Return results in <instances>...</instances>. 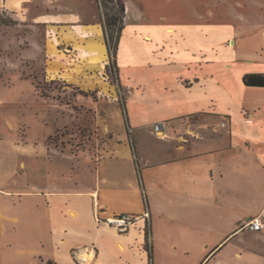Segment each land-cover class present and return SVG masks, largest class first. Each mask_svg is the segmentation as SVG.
I'll list each match as a JSON object with an SVG mask.
<instances>
[{"label": "crops", "instance_id": "obj_1", "mask_svg": "<svg viewBox=\"0 0 264 264\" xmlns=\"http://www.w3.org/2000/svg\"><path fill=\"white\" fill-rule=\"evenodd\" d=\"M126 5L128 124L98 102L84 148L48 147L64 171L23 192L45 213L35 230L50 251L35 257L264 264V229L245 227L264 224V88L243 82L264 74V0H142L134 14ZM7 184L0 196L13 197ZM121 214L147 218L128 234L98 222Z\"/></svg>", "mask_w": 264, "mask_h": 264}, {"label": "rangeland", "instance_id": "obj_2", "mask_svg": "<svg viewBox=\"0 0 264 264\" xmlns=\"http://www.w3.org/2000/svg\"><path fill=\"white\" fill-rule=\"evenodd\" d=\"M123 1L125 29L126 1L134 14L142 0ZM107 6L0 0V184L8 181L1 188L13 196H0V264H42L35 256L50 251L46 235L35 230L36 222L45 227L43 207L23 193L33 178L42 185L49 171L52 178L64 171L65 162L48 147L84 148L94 132L96 103L112 107L117 117L126 105L123 32L118 39L120 24L107 28L105 17H114L118 5Z\"/></svg>", "mask_w": 264, "mask_h": 264}, {"label": "built area", "instance_id": "obj_3", "mask_svg": "<svg viewBox=\"0 0 264 264\" xmlns=\"http://www.w3.org/2000/svg\"><path fill=\"white\" fill-rule=\"evenodd\" d=\"M222 125L225 126V123H223ZM154 130L157 133H160L163 130V126L161 124H155ZM143 218L147 217H138L131 214H121L106 218L104 220L98 218V222L103 226L116 230L119 234H128L136 226L137 222ZM245 227L248 230L258 232L264 229V224L261 221L260 217H257L248 222Z\"/></svg>", "mask_w": 264, "mask_h": 264}, {"label": "trees", "instance_id": "obj_4", "mask_svg": "<svg viewBox=\"0 0 264 264\" xmlns=\"http://www.w3.org/2000/svg\"><path fill=\"white\" fill-rule=\"evenodd\" d=\"M116 2L118 5L115 16L106 15V27L113 28L115 25L120 24L119 28L116 30L118 34V39L120 34L124 30V18L126 14V6L123 0H97V3L103 8V6L108 7V3ZM109 9V8H108ZM243 82L247 87H255V88H264V74H246L243 77ZM122 109L123 115L128 124V117L126 107H120Z\"/></svg>", "mask_w": 264, "mask_h": 264}]
</instances>
